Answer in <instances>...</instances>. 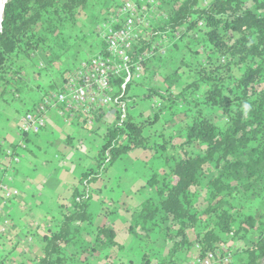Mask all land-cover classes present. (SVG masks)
Listing matches in <instances>:
<instances>
[{
    "label": "trees",
    "instance_id": "16d2710c",
    "mask_svg": "<svg viewBox=\"0 0 264 264\" xmlns=\"http://www.w3.org/2000/svg\"><path fill=\"white\" fill-rule=\"evenodd\" d=\"M124 1L107 5V0H7L0 26V99L11 102L13 93L25 92L20 85H26L28 61L41 55L49 60L33 68L35 79L64 56L79 57L84 45L93 47L86 22L72 38L63 36V27H76L79 14L93 15V9L100 8L91 21L96 31L107 13ZM162 6L167 16L156 23L142 50L152 49L158 37L166 36V53L156 46L146 63L150 82L134 83L145 89L139 96L159 95L162 103L145 120L129 113L121 124L115 117L108 125L99 166L87 169L74 188L57 229L46 236L41 264H66L65 250L83 237L77 224L91 222L85 181L100 178L125 153L141 147L162 149L165 162L162 175H150L155 195L136 209L132 229L143 230L136 234L139 240L157 234L165 241L163 249L171 245L167 255L153 263H178L180 240L184 243L192 234L200 255L239 237L242 245L232 251L229 264H263L264 0H170ZM98 43L103 51L99 35ZM156 76L163 78V87L151 83ZM52 86L45 90L37 83L36 93L55 92L62 85L53 79ZM30 99L33 106L40 102L32 95ZM244 101L252 105L247 117L241 110ZM167 111L186 120L182 133L169 138L166 131L153 130ZM219 115L225 119L223 127L214 118ZM101 119L96 116V121ZM90 131L97 132L92 127ZM22 134L27 140L29 133ZM16 147L11 145L14 152ZM96 235L97 242L117 243L115 231L107 226L97 227ZM144 260L151 262L146 254Z\"/></svg>",
    "mask_w": 264,
    "mask_h": 264
},
{
    "label": "crops",
    "instance_id": "0c3cea01",
    "mask_svg": "<svg viewBox=\"0 0 264 264\" xmlns=\"http://www.w3.org/2000/svg\"><path fill=\"white\" fill-rule=\"evenodd\" d=\"M87 48L90 47L88 45L83 46L81 57L86 55ZM88 58L90 57L83 59ZM78 62L80 60L72 63V66ZM62 67H65L64 70H66V66ZM36 80L39 81L38 77H36ZM43 93L38 92V94ZM11 102L0 101V185L3 184L11 189H17L22 192V195L19 200L11 202L5 201L2 196L0 197V226L4 219L10 221L7 232L0 234V264H41L46 236L57 229L63 214L70 206L69 196L77 186L76 181H80L87 169L95 168L92 157H88L89 162H85L84 165L75 167L74 163L76 158L73 149L74 137L85 129L90 131V126H86L84 120L79 117L66 119L60 115L59 110L52 109L47 115L46 128L40 133L34 134L33 137L28 136V139L23 141L19 129L15 135L12 133L13 126L18 128L19 120L17 122L12 121L14 114L9 115L7 106ZM19 102L24 104L26 113L34 111L38 105L33 106V101ZM114 113L113 111L105 112L100 117L102 118L100 121L104 120L107 114L114 116ZM83 138H85V135H82V138L79 139L78 144L80 147H83ZM12 144L17 145L15 153L19 156V160L15 162L11 158H7L4 153ZM55 144H60L63 151L65 150L68 153V156L65 151L63 152L65 158L58 156V153L53 155L52 152L55 149L52 150L51 146ZM32 146H35L43 154L49 152L47 157H50V159L45 158L43 154L38 156ZM20 147L21 149H19ZM27 151L30 154H27ZM70 161H72L73 166ZM145 162L147 163V160L142 161L140 165L142 173H139V183H141V187L145 185V189L149 186V190L147 197L142 202L135 200L140 191L134 192L131 190L126 196L120 194L124 193L121 188L127 185L118 178L111 191L117 195L120 194L119 199L113 197L105 202L103 188L107 187L112 181L111 177L107 176V171L98 178L103 185L98 187L99 194L97 197L102 203L98 207L96 215L90 209L92 204L90 185L92 182H88V211L91 213L92 219L91 222L77 224L78 227L84 230L83 237L65 250V255L69 258L66 264H135V259L140 258L134 248L135 239H137L136 234L142 233V230H137L136 233L132 232L137 217L136 209L155 195L154 187L149 184V172L144 169L148 167ZM164 166L165 164L160 163L155 169L152 167L153 169L150 168V170L162 175ZM99 226H107L113 229L116 233L117 243L109 245L104 241L97 242L96 234ZM151 237L154 238L156 243L148 250L149 252L145 253L143 249L141 251L148 256L151 262H154L158 261L162 255L166 256L171 245L168 244L163 249V245L159 246L157 244L158 235L152 234ZM189 237L193 240L194 236L191 234ZM181 240L178 263L171 264H192L194 257L198 254V247L196 245V254L190 256L187 252L192 249L193 245L185 252ZM156 254L158 258L154 256ZM142 259L144 260V256Z\"/></svg>",
    "mask_w": 264,
    "mask_h": 264
},
{
    "label": "built area",
    "instance_id": "2783aa9c",
    "mask_svg": "<svg viewBox=\"0 0 264 264\" xmlns=\"http://www.w3.org/2000/svg\"><path fill=\"white\" fill-rule=\"evenodd\" d=\"M170 0H126L113 7L107 13L108 18L96 26L99 37L104 41L103 51L80 60L67 69L59 90L40 94V102L34 111H28L19 119L21 133H40L47 126L48 112L59 110L64 118H81L86 126L93 127L96 116L114 111L120 124L129 115V87L146 77L148 59L153 56L155 47L166 53L168 38H157L156 46L142 50L143 43L150 39L156 23L167 16L163 9L164 2ZM202 25V23H201ZM40 67L43 66L41 62ZM160 105V104H159ZM156 110L155 106L152 111ZM5 156L18 161L19 156L9 147ZM109 155V154H108ZM86 196L89 194L88 181L84 183ZM22 192L0 185V197L5 201H16ZM9 219H4L0 234L7 232ZM198 247V246H197ZM230 247L222 243L216 249L204 255L199 253L192 264H229Z\"/></svg>",
    "mask_w": 264,
    "mask_h": 264
},
{
    "label": "rangeland",
    "instance_id": "374dc122",
    "mask_svg": "<svg viewBox=\"0 0 264 264\" xmlns=\"http://www.w3.org/2000/svg\"><path fill=\"white\" fill-rule=\"evenodd\" d=\"M110 3H111V0H107L106 4L108 5ZM99 9L100 8H98V7L94 8L93 12L95 11L94 13L96 14L99 12ZM90 14H93V13L90 12ZM95 14L86 16L84 13H81L78 16L76 27H73L70 24L63 27L64 28L63 36L65 35L66 39H69L70 37L72 38L75 31H77L79 29L80 26L78 27V25H81L82 23L86 22L87 26L86 25L84 26V30L89 35H91V41L93 42V48L92 49L87 48V52H86V55H84V57H81V56L77 57V56H72V55L64 56L60 61H58L55 64L54 67H52V69H49L48 71L43 72L41 75L36 76V77H38L39 81H36L35 80L36 78L34 79V77H33V75H34L33 68L39 67L40 62L45 64L46 62L48 63L49 60L47 59V57L45 55H41V57L37 58V60L35 59L32 62L31 61L27 62L28 69L26 70L27 73L25 75L28 74V79H27L26 85H23V86L20 85L22 90H23V88H26V90H25V92L13 93V95L11 96L12 102H11V104H9L7 106L8 111H9V115L14 114L12 121L15 120L17 122V120H19L21 117H23L26 113V111L24 109V104L22 102H19V101H29L27 99L31 95L33 97H36L37 99H39L40 94H38V92L36 93V89H35V88H37V83H42L43 88L45 90H52V87H53L52 86V80L53 79L60 84L63 83L62 70L64 71L65 67H62V66H66V71H67V69H69L67 67H71L72 63L79 61V60L86 58V57H92L99 52V50L101 48V44L98 43V34L96 33V31L93 30L94 28L92 29L93 24H91L92 19L94 20V18L96 17ZM87 17H89V19ZM59 31H61V30H59ZM88 37H90V36H88ZM70 53H72V52H70ZM37 63H38V65H37ZM65 72H64V74H65ZM148 78H149V76H148V72H147L146 77H145V81L150 82V80H148ZM162 80H163V78L161 76H156L155 80H152L151 83L156 85V86L163 87V83L161 82ZM144 92H145L144 87L140 86L138 84L137 85L132 84L128 89L129 96L136 94V96H135L136 98H134V99L129 98V113L132 115H139V118H142L145 120L147 117H149L151 114H153L156 111V110L154 112L152 111L153 106H155L156 109H158L160 107V105L162 103V99L159 95H155L152 98H143V97L139 96V95H142ZM0 101H3V100L0 99ZM30 101H31V99H30ZM6 114H7V112H6ZM214 118L220 127L224 126L225 119L223 118V116H221V115L214 116ZM168 120H170V121L168 122ZM115 121H116V118L114 116L107 114V116H105L104 120L95 121L94 128L97 130V132H91V131H87L85 129L80 134L77 133L75 135L74 147H73L74 152L76 154V158H75V162H74L75 167L84 165L85 162L86 163L89 162L88 157L93 158L95 168H97L99 166L98 152H99V149L102 146L103 141H104L103 140V134L106 132L108 125L109 124L113 125ZM185 125H186V120H182L179 116L174 117L171 115V113L169 111H167L161 117L160 121L154 126L153 130H164V131H166L167 138H169V136H171V135L176 136V134L182 133V131L185 128ZM148 130H149V128H147V132H148ZM12 133L14 135L16 133H18V128L13 126V132ZM82 135H85V138H83L84 139L83 140V142H84L83 147H80L78 142H79V139L82 138ZM28 136L33 137L34 133L29 132ZM22 137H23V134H22ZM157 138H162V137L157 136ZM177 139H179V137H175L174 140L176 141ZM173 143H175V142H173ZM151 144H152V140H151ZM168 145H170V143H168ZM32 148L34 149L36 154H38V156H41L43 154L35 146H32ZM51 148H52V150H53V148L55 149V151L52 152L53 155L58 153L59 154L58 156H60V157L63 156L65 158V155H63V152L65 150L63 151L60 144H55V145L51 146ZM171 148H172V146L168 149V153H172V151H170ZM19 149H21V147ZM156 151L159 154L156 153ZM161 151H162V149H154L152 147L151 148L141 147V148H137L133 151L127 152L121 158H119L113 164V166H111L109 168L108 173H107V176L111 177L112 181L108 184L107 187L103 186L104 187L103 191L105 192V194H104L105 202H108L113 197H116L117 199H119L118 196L120 194H125V196H126L127 194L130 193L131 190H133L134 192L140 191L136 195L135 200L137 202L139 200H140V202H142V200H144L148 195L149 186H147L146 189L144 188L145 185L143 187L140 186L141 183H139V180H140L139 173L142 171L140 169L141 162L147 160V163L145 162V164H148V167L144 168V169L146 172H149L148 173L149 175H151L152 171H154V170L151 171L150 168L153 167L155 169L158 165H160V163L165 164L164 158L160 157ZM65 153L68 156V153L66 151H65ZM27 154H30V152L27 151ZM48 154H49V152L47 154H43V155L45 158L50 159V157H47ZM146 157H148V158H146ZM148 159H149V161H148ZM53 160H54V158H53ZM70 162L72 163V161H70ZM72 166H73V163H72ZM101 176H103V173L100 174V177ZM150 177L151 176H149V178ZM117 178L121 179L122 182L127 185L126 187L121 188V189H123L124 193H120L119 195H117L111 191L112 186L115 185ZM109 181H110V179H109ZM99 183H100V180L97 178L90 185L91 203H92L90 209L96 215L98 212V207L102 203L101 201H99V199L97 197V195L99 194L98 187L103 185V184H101V183L99 184ZM76 184L80 185V181L77 180ZM71 195H72V191H71V194L69 196L70 201L72 199ZM142 233H144L143 230H142ZM189 238L184 243L182 242V247H183L184 251L186 252L193 245L192 249H190L187 252L188 255L192 256L193 254H196L197 247L194 245V237L192 238L193 240H191V238L190 239ZM238 238L239 237H236L235 242H233V243H225L230 247L231 256H232V251H234V249L237 250V247L242 245L241 241H239ZM135 241H136L135 242L136 244H135L134 251L137 252L138 255H140V258L137 257L135 259V264H154L153 262L152 263H146L142 259L144 254L146 252H149L148 250L156 243L154 241V238L150 236V237H147L143 240L135 239ZM164 242L165 241L162 238H160V239L158 238V240H157V244H159V246L165 245ZM142 249L144 250L145 253H142V251H141ZM154 256L156 258H158L157 254ZM263 264H264V260H263Z\"/></svg>",
    "mask_w": 264,
    "mask_h": 264
},
{
    "label": "clouds",
    "instance_id": "9594fccd",
    "mask_svg": "<svg viewBox=\"0 0 264 264\" xmlns=\"http://www.w3.org/2000/svg\"><path fill=\"white\" fill-rule=\"evenodd\" d=\"M241 110H242L243 116L247 117L249 113L252 111V105L249 102L244 101L242 103Z\"/></svg>",
    "mask_w": 264,
    "mask_h": 264
},
{
    "label": "bare ground",
    "instance_id": "6f19581e",
    "mask_svg": "<svg viewBox=\"0 0 264 264\" xmlns=\"http://www.w3.org/2000/svg\"><path fill=\"white\" fill-rule=\"evenodd\" d=\"M6 2H7V0H0V26H1V20L3 17L4 6H5Z\"/></svg>",
    "mask_w": 264,
    "mask_h": 264
},
{
    "label": "water",
    "instance_id": "95a60500",
    "mask_svg": "<svg viewBox=\"0 0 264 264\" xmlns=\"http://www.w3.org/2000/svg\"><path fill=\"white\" fill-rule=\"evenodd\" d=\"M3 18H4V11H3V17H2V20H1V24H2V21H3ZM114 113V111H113ZM91 129V127H89Z\"/></svg>",
    "mask_w": 264,
    "mask_h": 264
}]
</instances>
